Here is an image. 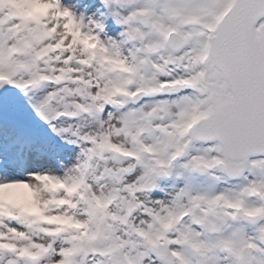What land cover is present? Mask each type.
Segmentation results:
<instances>
[{"label":"snow or ice","instance_id":"6c2138e0","mask_svg":"<svg viewBox=\"0 0 264 264\" xmlns=\"http://www.w3.org/2000/svg\"><path fill=\"white\" fill-rule=\"evenodd\" d=\"M0 264H264V0H0Z\"/></svg>","mask_w":264,"mask_h":264}]
</instances>
